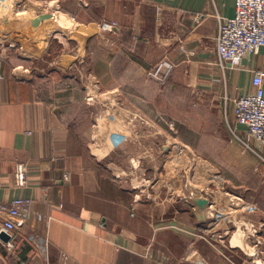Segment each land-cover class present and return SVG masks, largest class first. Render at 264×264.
Segmentation results:
<instances>
[{
    "label": "crops",
    "instance_id": "1",
    "mask_svg": "<svg viewBox=\"0 0 264 264\" xmlns=\"http://www.w3.org/2000/svg\"><path fill=\"white\" fill-rule=\"evenodd\" d=\"M39 3L18 14H62L79 33L71 39H82L87 53L63 54L52 69L40 71L26 52L22 63L0 57V204L33 199L21 227L8 231L0 222V234L5 231L17 245L10 250L0 237V262L254 264L243 252L244 236L250 226L264 232V151L256 150L244 126H236L240 140L256 156L263 178L254 186L238 185L242 193L236 192L231 206L211 199L215 204L203 210L205 219L195 205L198 198H211L203 188L194 200L181 202L185 211L155 202L153 177L144 183L143 171L128 162L142 155L143 141L114 129L128 126L130 112L144 117L151 110L154 118L159 84L145 80L144 72L163 61L172 64L161 87L167 95L192 83L223 98L234 117L233 100L254 91L253 70L264 68V48L256 57L246 55L240 69L221 64L215 36L222 19L234 15L236 0ZM15 4L0 2L9 12ZM146 123L154 129L155 122ZM150 150L155 155L154 141ZM19 163L27 166L25 185L16 178ZM188 187L191 196L199 186ZM241 201L256 211L236 212Z\"/></svg>",
    "mask_w": 264,
    "mask_h": 264
},
{
    "label": "rangeland",
    "instance_id": "2",
    "mask_svg": "<svg viewBox=\"0 0 264 264\" xmlns=\"http://www.w3.org/2000/svg\"><path fill=\"white\" fill-rule=\"evenodd\" d=\"M37 1L40 2L14 0L16 4L10 12L25 13L26 10L37 6L36 4H40ZM46 8L47 5L43 6L44 10ZM10 12L0 6V17ZM73 26L61 21L57 29L60 34L53 32L40 37L37 41H29V37L21 32L7 33L0 29V57H10L22 63L26 52L31 56L29 61L32 62L29 63L34 70L40 71L45 67L52 69L56 66L54 59L63 54L87 53L86 45L80 46L84 43L82 39H71L74 37L71 29ZM47 55L51 56V61ZM158 66L159 63L144 72L145 80L157 81L159 84V91L155 93L154 118H151V110H145L149 114L144 113V117L139 113L136 115L130 112L126 121L127 127L123 128L122 125L119 128L114 127L117 131L124 130L127 137L132 135L137 141H143L142 155L137 156L138 158L133 156L128 162H132L140 172L143 171L144 183L151 181L153 177L155 202L164 200L166 204L179 205V209L185 211L186 206L181 202L187 200L189 203L191 198L194 200L197 193L198 195L202 193L200 188H203V193L211 195V198L207 196L209 200L213 199L222 205L231 206L233 200L239 197L236 194L240 191L237 189L238 185L254 186L261 182L263 176L258 171V165H254L256 156L240 140L239 130L236 129L238 122L229 110L226 111L223 98L214 92L202 91L192 83L178 87L175 95L171 92L167 95L161 87L167 86L169 76L158 80L148 74ZM161 75L163 76V72ZM138 122L143 124L139 126ZM146 122H155L154 129ZM152 141L155 144V155L149 151ZM254 141L255 147L258 146L256 150L261 148L264 151L260 143L256 139ZM146 170L147 172L153 170L154 175L146 174ZM189 184L193 187L199 186L191 190V196H187ZM262 195L264 197V191ZM195 205L197 206V203ZM237 205L239 206H235V209H238L236 212L256 211L253 205H247L242 201ZM210 211L212 215L216 214L214 208ZM228 231V234H232L234 229L229 228ZM247 232L245 236L243 232L244 239L247 240V248H243V252H246L254 264H264V232L259 235L254 226H250Z\"/></svg>",
    "mask_w": 264,
    "mask_h": 264
},
{
    "label": "built area",
    "instance_id": "3",
    "mask_svg": "<svg viewBox=\"0 0 264 264\" xmlns=\"http://www.w3.org/2000/svg\"><path fill=\"white\" fill-rule=\"evenodd\" d=\"M215 44L221 64L231 69L242 68L246 55L256 57L260 54L264 48V0H236L234 15L226 16L220 22ZM171 68V63L163 61L148 74L162 80L169 76ZM252 82L253 92L233 100V113L238 124L244 126L247 133L264 148V68L253 70ZM16 178L20 185L27 183L25 163L17 165ZM32 204L31 197H17L9 203L0 204L3 227L8 231L21 227L32 211ZM6 245L10 250L17 246L12 240Z\"/></svg>",
    "mask_w": 264,
    "mask_h": 264
},
{
    "label": "water",
    "instance_id": "4",
    "mask_svg": "<svg viewBox=\"0 0 264 264\" xmlns=\"http://www.w3.org/2000/svg\"><path fill=\"white\" fill-rule=\"evenodd\" d=\"M5 7H8V0H0ZM61 21H66L63 15H55L52 12L40 11L33 15L32 13L17 15L16 17L8 14L0 20V29L7 33L21 32L28 36L30 40L37 41L40 37L53 32L58 33L57 29ZM74 37L79 36V33H74ZM197 206L201 210L200 218H207L203 211L211 202L208 198H198L196 200ZM4 241L10 240V235L5 231L0 234Z\"/></svg>",
    "mask_w": 264,
    "mask_h": 264
},
{
    "label": "bare ground",
    "instance_id": "5",
    "mask_svg": "<svg viewBox=\"0 0 264 264\" xmlns=\"http://www.w3.org/2000/svg\"><path fill=\"white\" fill-rule=\"evenodd\" d=\"M64 15H65V14H64ZM56 34H57V33H56ZM58 34H60V32H58ZM58 34H57V35H58ZM25 37H26V36H25ZM258 143H259V142H258ZM188 180H189V179H188ZM190 192H191V191H190ZM196 193H197V192H196ZM206 193H207V192H206Z\"/></svg>",
    "mask_w": 264,
    "mask_h": 264
}]
</instances>
